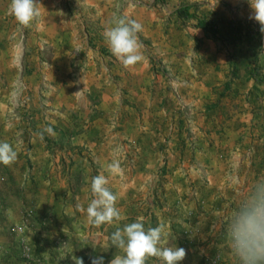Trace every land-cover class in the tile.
Wrapping results in <instances>:
<instances>
[{
	"label": "crops",
	"instance_id": "0c3cea01",
	"mask_svg": "<svg viewBox=\"0 0 264 264\" xmlns=\"http://www.w3.org/2000/svg\"><path fill=\"white\" fill-rule=\"evenodd\" d=\"M2 1L0 60L13 62L26 49L30 61L49 64V73L37 78H51L55 100L76 96L39 135L26 119L24 151L18 146L32 170L26 187L36 194L40 224L48 215L56 218L49 227H55L50 239L57 247L64 237L75 255L98 242L102 254H122L111 234L143 217L146 228L165 225L168 246L186 249L181 264L198 255L194 264H203L209 254L236 264L225 223L264 176V39L257 50L261 69L253 72L251 54L233 59L231 45L209 36L197 18L250 20L249 0H37L40 15L28 25L10 14L11 0L4 7ZM184 4L200 5L191 9L194 18L179 17ZM118 17L142 25L143 58L131 66L111 53L104 37ZM114 158L122 171L112 175L106 165ZM13 171L8 164L0 194L7 195L18 176ZM101 172L122 218L97 226L86 209L94 198L92 178ZM158 262L152 257L146 264Z\"/></svg>",
	"mask_w": 264,
	"mask_h": 264
},
{
	"label": "clouds",
	"instance_id": "9594fccd",
	"mask_svg": "<svg viewBox=\"0 0 264 264\" xmlns=\"http://www.w3.org/2000/svg\"><path fill=\"white\" fill-rule=\"evenodd\" d=\"M249 3L252 18L259 22L260 31L264 32V0H249ZM9 11L21 25L30 24L40 15L37 0H11ZM141 30L142 25L136 20L118 17L104 31L111 53L125 66L134 65L143 58L138 40ZM46 131L54 134L51 127ZM17 156L18 152L11 143L0 141V163L11 164ZM106 170L112 175L120 173L121 161L112 159L106 165ZM107 185L108 178L103 172L92 178L91 192L94 198L86 212L89 222L97 226L122 218L116 207L117 195ZM225 237L238 264H264V176L257 178L227 218ZM110 239L112 246L121 250L122 254H115L108 264H146L152 257L158 258L160 264H181L187 255L184 247L168 246L165 225L146 228L143 217L117 227ZM75 259L76 264H84L83 258ZM91 264H105V257L95 256Z\"/></svg>",
	"mask_w": 264,
	"mask_h": 264
},
{
	"label": "rangeland",
	"instance_id": "374dc122",
	"mask_svg": "<svg viewBox=\"0 0 264 264\" xmlns=\"http://www.w3.org/2000/svg\"><path fill=\"white\" fill-rule=\"evenodd\" d=\"M4 1L6 0L1 2V6L3 7L5 5ZM250 21L260 26L259 22L255 19L252 18ZM27 52L30 51H26V49L24 51H22V49L19 50L17 59L15 58L13 62L9 60L10 58L6 57H1L0 60V140H5L9 143L12 141V143L16 145L17 152L25 147L23 140L29 136V133L27 134L25 130L26 119L28 120L29 126L33 129L32 132L35 135H39L38 129L40 131L43 130V123L48 124L53 117H56L57 111L62 113L63 109L64 111L68 109L69 105L76 100L75 95L72 99L71 96L65 95L55 100V83L51 81V78H37L38 72H40L41 76L43 73L45 74V72L49 73V70L46 69L49 67V64L30 61L29 57L26 56ZM260 52L261 51H258L259 54ZM261 54L264 56V53ZM34 69H36L37 72L34 71ZM44 76H46V74ZM34 126L36 127L34 128ZM20 144L22 148L18 149ZM21 163H25V168H19L22 166ZM11 164H13L14 167L13 172H17L18 176L16 173L15 176L17 177L11 188L7 190V195L0 194V264H32V262L36 261H38V264H65L68 261L76 262L75 258L79 257L82 252L85 251L84 247L80 249L79 254L75 255L70 253V248L67 241L64 240V237H61L59 240V248L56 245L58 241L54 242L50 239L52 235L51 231L55 230V227H49V225L54 223V219H56L55 216L48 215L45 223L40 224L43 216L39 217V209L36 208L38 204L35 202L37 199L35 198L36 194L26 187L29 180L30 186L32 185L30 178V176L33 175L31 173L32 170L26 169L29 167V163H26L25 158L23 160L20 156H17L15 162ZM2 166V170L0 168V191L1 188L6 186L5 180L9 179L6 172L8 165L2 164ZM4 172L7 175H4ZM162 175L166 176V173ZM4 196L9 197V204L4 202ZM31 201H34L36 205L31 203ZM12 206H16V208ZM30 207L34 209V216L28 228H26L25 234L19 236L15 232V228L22 223L24 215ZM50 219H52L51 223ZM55 226H57V224H55ZM21 239H24L31 247L32 255L35 254L30 261L23 259ZM97 244H93L90 247L95 249L98 247ZM37 253L38 255H36ZM104 253L110 255L112 251L105 250ZM51 256L55 259L54 262H51ZM211 256L213 255L209 254V257ZM200 258L199 255L195 256L191 263H197V259H199L200 262ZM201 263L206 264V259H204V261L202 260ZM158 264L160 263L158 262Z\"/></svg>",
	"mask_w": 264,
	"mask_h": 264
},
{
	"label": "trees",
	"instance_id": "16d2710c",
	"mask_svg": "<svg viewBox=\"0 0 264 264\" xmlns=\"http://www.w3.org/2000/svg\"><path fill=\"white\" fill-rule=\"evenodd\" d=\"M199 4H184L179 9H177V14L179 17H183L185 19H191L195 17L194 13H191V9H195L196 11L199 8ZM198 25L203 28L209 36L212 38L222 41L227 45H231L234 50V58L239 59L246 54H251L254 57L252 63H255V67L253 68V72L260 71V67L257 64L258 55L257 50H262L263 48V32L260 31V26L258 24H254L250 20H240V19H231L225 20L223 18H210V17H198ZM237 56V57H236ZM235 64L233 74H235L238 70ZM31 208V207H30ZM33 211L34 209L31 208ZM91 247L88 245L85 246V251L79 256V258H83L84 264H91V260L93 257L102 255L105 257V263L110 261L114 254H102V247L98 246L95 248L91 255L88 254ZM32 250V249H31ZM79 254V253H78ZM35 255V254H34ZM32 255V256H34ZM38 255V253L36 254ZM25 260V258H23ZM27 260V259H26ZM28 261V260H27ZM30 261V260H29ZM34 261V260H33ZM32 264H38V261L32 262ZM65 264H76V262H66Z\"/></svg>",
	"mask_w": 264,
	"mask_h": 264
},
{
	"label": "built area",
	"instance_id": "2783aa9c",
	"mask_svg": "<svg viewBox=\"0 0 264 264\" xmlns=\"http://www.w3.org/2000/svg\"><path fill=\"white\" fill-rule=\"evenodd\" d=\"M176 96L180 99V94L178 92V89L174 90ZM162 174L165 173L164 170H161ZM34 216V211L30 208L26 211V214L24 215V219L21 224L17 225L15 228V232L19 236H23L26 232V228H28L29 223L31 222L32 218ZM21 246H22V252H23V257L25 259L32 260V250L31 247L27 244V242L24 239H21ZM34 260V259H33ZM222 256L220 254H216L211 257L206 258V264H222ZM238 264V262L236 263Z\"/></svg>",
	"mask_w": 264,
	"mask_h": 264
}]
</instances>
